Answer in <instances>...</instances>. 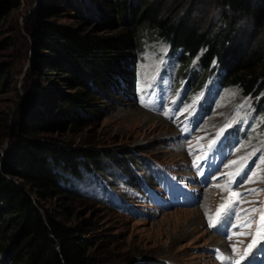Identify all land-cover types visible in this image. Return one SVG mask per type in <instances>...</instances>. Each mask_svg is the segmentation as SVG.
Listing matches in <instances>:
<instances>
[{
    "label": "rangeland",
    "instance_id": "obj_1",
    "mask_svg": "<svg viewBox=\"0 0 264 264\" xmlns=\"http://www.w3.org/2000/svg\"><path fill=\"white\" fill-rule=\"evenodd\" d=\"M15 1L17 6L8 9L0 19V65L10 71L7 86L0 90V156L7 149L8 129L26 111L27 86L36 77L33 65L36 64L37 56L43 55L30 34L32 14L49 0ZM198 1L166 0L165 5L177 3L175 16L182 14L186 8H193L192 15H198L202 17V22L210 21L214 27L217 26L222 11L210 3ZM95 2L97 0L91 4L85 2L87 7L92 5L89 7L92 13L96 11ZM59 3L58 0L55 4L58 6ZM104 13L107 14L108 9ZM50 20L83 33L93 32L101 36L118 35L121 30V25L115 19L100 30L91 24L84 26L73 11H61ZM239 29L243 32L251 30L245 20L239 22ZM168 51L169 44L166 41L155 37L143 38L134 69L136 92L133 95L126 99L117 89H110L116 98L110 101L103 98L93 100L100 105V112L90 117L87 124L74 128L55 126L51 132L39 135L40 139L64 148L108 149L120 158L132 160L139 173L144 175V167L140 163L143 159L172 164L171 167L165 166L171 172L169 178L178 189H187L191 195L190 198H183L179 190L173 202L162 208H153L148 202L133 201L138 193L127 185L117 167L112 166L113 175L95 173L93 177V174L84 172L80 181L63 174L70 185L83 188L96 201L83 197H68L65 202L51 198L41 201L38 208L45 216L48 213H60L59 221L66 226L83 225L82 236L91 241L92 252L103 259V264H155L161 260L170 264H215L210 249L219 245L220 238L208 230L209 218L225 203L229 193L224 190L225 185L220 188L213 186L214 182L222 183L218 179L206 182L208 171L213 165L216 166L215 170L219 168L225 173L223 179L226 180H229L227 173H235L242 168L239 175L234 177L240 184L237 186L241 193L237 202L240 218L248 219V212L253 208L264 209V164L261 163L264 159V115H255L252 97L244 95L239 87L221 89L213 85L215 77L208 79L203 89L184 94L178 88L184 80H177ZM41 65L39 62L37 68H41ZM120 68L124 77L130 74L129 69H123L124 65ZM116 81L115 84L119 85ZM52 83L64 89L56 73L49 81L41 80L43 86H51ZM115 84L110 81L113 88ZM205 100L211 109L202 117L199 106ZM232 128L243 137L232 141L222 139L223 134ZM221 129H224L222 134ZM180 134L185 137H180ZM218 134L215 141L214 137ZM195 145L198 149L192 154L193 158L189 151ZM226 154L231 157L227 156L221 163ZM188 157L192 159L187 161ZM197 157L204 162L194 168L199 162ZM250 157V165L245 168V162ZM233 161L241 163L234 165ZM252 173H258V176L253 178L255 182L249 183ZM236 180H233L234 186H230V183L227 186L232 191L234 188L235 192ZM161 187L164 189L165 185ZM253 189L256 191H251ZM104 197L109 198L111 204L103 200L100 202ZM126 201H132L136 213L131 214L124 209L122 203ZM259 216L257 211L251 216L252 228L242 230L249 232V235H236L228 243L232 251L233 245L239 249L235 257L243 255L252 241ZM236 222L239 224L240 219ZM0 264H9L1 250Z\"/></svg>",
    "mask_w": 264,
    "mask_h": 264
},
{
    "label": "trees",
    "instance_id": "obj_2",
    "mask_svg": "<svg viewBox=\"0 0 264 264\" xmlns=\"http://www.w3.org/2000/svg\"><path fill=\"white\" fill-rule=\"evenodd\" d=\"M57 1H46L32 14L30 34L43 55L33 65L36 77L27 86L26 111L8 129L7 149L0 156V250L9 264H103L92 252L91 241L82 236L83 225H64L60 213L45 216L39 203L51 198L93 199L63 174L80 181L84 172L108 174L116 166L133 183V161L105 148H64L39 135L55 126L87 124L100 112L96 98H116L110 89L130 97L143 38L169 44L170 62L189 88L202 87L214 76L219 87L237 86L251 96L255 113L264 115V0H199L222 11L215 27L192 15L193 8L175 16L177 3L166 6V0H97L95 13L85 3L93 0H59L58 6ZM17 4L0 0V19ZM61 11H73L82 25L96 30L115 19L121 30L113 36L83 33L50 20ZM241 20L250 25L249 32L239 29ZM194 59L196 64L190 66ZM122 65L130 70L127 77ZM55 73L64 89L41 84ZM9 79L10 71L0 65V90Z\"/></svg>",
    "mask_w": 264,
    "mask_h": 264
},
{
    "label": "snow or ice",
    "instance_id": "obj_3",
    "mask_svg": "<svg viewBox=\"0 0 264 264\" xmlns=\"http://www.w3.org/2000/svg\"><path fill=\"white\" fill-rule=\"evenodd\" d=\"M230 126V125H228ZM224 129H221L220 132L221 134L223 133ZM214 143V141H213ZM209 147H211V145H209ZM199 157H197V161H199ZM241 161H233V164H240ZM261 163L264 164V159L261 160ZM240 171H242L241 169H237V171L235 173H227L226 175L229 178V183H232L234 180V177L236 175H239ZM258 173H252V178H249L248 182L252 183L255 182V180L253 178L257 177ZM217 187H221L220 185H217ZM224 190L228 191L229 196L228 198L225 200V203L221 204L219 206V208L217 209L215 216L214 217H210L209 218V226L210 227H214L217 222L220 220V218L222 217V215H225L228 213V211L232 208L233 204L238 202L240 199V193H237L235 191H232L230 188H228L227 186H224ZM253 192H255L256 190L253 189L251 190ZM257 211H259L260 216H259V220L256 221V232L255 234H252V241L248 244L247 248L244 250L243 255L239 256V259H236L234 261H231V264H241L242 261H244L250 254V252L252 251L253 247L258 243V241H264V209H256L253 208L248 212V219H243L239 217V214L237 213L238 219H240V223L234 225V227H243L246 229H251L253 226V221L251 219V216L254 215ZM249 232H239V233H234L233 235H243V236H247L249 235ZM229 239H232V237H229ZM239 251V249L233 245V252L237 253ZM221 260H225V259H230V258H226L223 255H221L220 257Z\"/></svg>",
    "mask_w": 264,
    "mask_h": 264
},
{
    "label": "bare ground",
    "instance_id": "obj_4",
    "mask_svg": "<svg viewBox=\"0 0 264 264\" xmlns=\"http://www.w3.org/2000/svg\"><path fill=\"white\" fill-rule=\"evenodd\" d=\"M198 215V214H197ZM190 217V216H189Z\"/></svg>",
    "mask_w": 264,
    "mask_h": 264
}]
</instances>
